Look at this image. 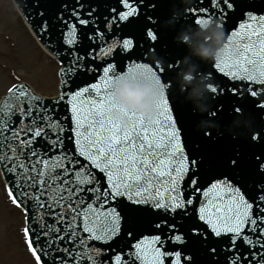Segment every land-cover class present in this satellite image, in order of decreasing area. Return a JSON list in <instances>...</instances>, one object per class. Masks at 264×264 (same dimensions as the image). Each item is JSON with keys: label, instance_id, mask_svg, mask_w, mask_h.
<instances>
[{"label": "snow or ice", "instance_id": "1", "mask_svg": "<svg viewBox=\"0 0 264 264\" xmlns=\"http://www.w3.org/2000/svg\"><path fill=\"white\" fill-rule=\"evenodd\" d=\"M139 2L117 0L123 10L109 9L106 27L117 21L126 22L125 27L134 26L139 19L136 7ZM234 3L235 0H219V4L229 10L233 9ZM208 4L211 12L209 7L197 3L189 10L190 19L186 23L194 20L199 24L202 19L215 17L217 11L223 16L218 0H208ZM80 7L77 4L68 19L58 17V23L63 25L62 32L67 30L64 42L69 46L78 43L73 17L77 25L95 23L90 12L88 19L81 18L77 11ZM193 11L197 13L195 16ZM242 15L244 21L230 33L225 32L227 38L221 52L204 71L210 81L213 70L241 81L250 89L246 95L255 98L258 92L264 96L259 87L251 88L252 85L264 86V10L242 11ZM43 27L47 29V22ZM140 32L146 42L171 44L167 28L145 24L140 27ZM69 36L72 39H68ZM100 36V31L94 29L88 39L99 40ZM100 44H106V41L100 40ZM116 47H122L125 52L132 49L133 34H125L118 44L109 46V51ZM83 58L77 56L76 61ZM118 66L106 63L101 78L59 98L60 101L67 99L71 105L72 133L77 145L72 152L62 148L63 121L52 114V109L41 102V97L30 90L25 91L26 86L13 85L7 89L8 96L0 105V168L16 184L13 191L20 190L18 197L9 192L12 203L26 208L31 203L34 211L46 210L45 215L62 225L53 230L41 217L37 221L41 225L38 230L22 229L28 250L37 264H41L46 256V248L54 249L57 243L63 244L65 240L70 241L71 247L60 249L54 258L57 264H63L62 257H66L69 264H106L101 259V250L88 246L89 240H112L119 236L122 221L134 222L137 214L153 209L157 210L152 215L158 221L153 225L154 232L141 235L126 245L129 251L125 252L124 248L113 251L108 255L107 264H165L166 260L169 264H192V259L184 255L187 249L183 247V232L176 228L174 219L168 222L165 215L176 210H179L178 214H184L190 209H194L193 214L210 235L228 236L226 264H241L244 260V252L237 254L238 239L248 249H257L248 252V261L264 264V253L258 250L264 248V209L261 208L264 205V155L256 158L253 154L252 166L244 172L237 171L238 156L236 159L227 157L206 167L204 160L193 158L198 153H185L179 129L169 114L172 111L168 83L171 75L165 74L156 61L136 64L125 73L132 79L152 80L155 77V83L162 89L155 102L156 116L146 120L111 101L109 86L118 74ZM74 70L78 68L61 69L62 72ZM208 89L210 100L223 92L214 81L208 84ZM230 91L238 93V88L233 87ZM114 108L127 117L126 125L122 126L111 118L109 113ZM259 108L264 109V99L260 100ZM231 111H242L245 115L243 104L232 107ZM245 116L249 119L235 124H248L251 128L259 120L255 101L247 108ZM261 127L264 124L257 125V131L249 134L250 141L264 144ZM204 138L211 139L210 136ZM80 157L84 158L87 168L80 162ZM89 168L98 169L103 174V183L89 172ZM252 175L259 176L260 182L253 181L249 187L248 180ZM186 176V182L181 184ZM198 178L203 181L200 186H197ZM184 188L188 189L186 195ZM194 198L199 202L198 207ZM189 231L203 235L199 226H192ZM29 233L34 239H29ZM126 234L132 236V232ZM166 245L173 250L169 251ZM44 264H47L46 260Z\"/></svg>", "mask_w": 264, "mask_h": 264}, {"label": "clouds", "instance_id": "2", "mask_svg": "<svg viewBox=\"0 0 264 264\" xmlns=\"http://www.w3.org/2000/svg\"><path fill=\"white\" fill-rule=\"evenodd\" d=\"M190 3L191 0H180V6L173 7L172 15L164 23L174 25L190 9ZM226 38L221 20L215 17L202 19L199 24L195 25H182L174 36V40L185 44L188 49L181 61L183 68L177 72L178 89L184 94L185 99L192 102L197 112L207 113L211 108L208 89L210 81L203 73L198 74L197 60H215ZM126 72L121 71L113 77L109 86L111 101L125 111H134L142 115L146 120L154 118L158 112L155 102L162 91L161 87L155 83V77L152 80L132 79L125 75ZM109 115L122 126L128 122L127 117L115 108L110 111ZM240 117H245V120L249 119L241 111L233 117L230 124H234ZM216 126V122L211 119L202 118L197 122V127L201 128ZM243 128L249 129L250 127L244 124Z\"/></svg>", "mask_w": 264, "mask_h": 264}, {"label": "rangeland", "instance_id": "3", "mask_svg": "<svg viewBox=\"0 0 264 264\" xmlns=\"http://www.w3.org/2000/svg\"><path fill=\"white\" fill-rule=\"evenodd\" d=\"M12 7L6 0H0V28L16 38L18 46L11 47L0 43V61L6 62L4 69L8 66L17 68L20 76L27 80L39 93L52 95L56 92V64L49 60L42 49L36 45L23 25L18 23L16 13L12 14ZM14 54L15 59H13ZM12 60H10V59ZM2 72V71H1ZM0 72V93L10 82ZM11 73V70H10ZM22 216L17 209L11 207L7 200L3 183L0 179V264H33L23 245L20 227Z\"/></svg>", "mask_w": 264, "mask_h": 264}, {"label": "water", "instance_id": "4", "mask_svg": "<svg viewBox=\"0 0 264 264\" xmlns=\"http://www.w3.org/2000/svg\"><path fill=\"white\" fill-rule=\"evenodd\" d=\"M69 1H71V0H69ZM69 1H65V2H63V4L64 5L69 4ZM114 1H117V0H114ZM93 2H94V5H90V4L87 5V7L90 9L89 11H92L93 7L96 4H98V3L99 4L97 6L98 7H102V3H101L102 0L101 1L100 0H93ZM93 2L89 1V3H93ZM234 4L237 5L235 7V14L234 15L238 16V18H242V16H243L242 15L243 8H244V11L247 8H249L251 10L257 9L255 6H251V4H255L258 7V9L261 8V10H264V0H235ZM71 6H72V4L68 5L69 8H71ZM170 15H171V13H170ZM231 20H233V22L235 23L236 22V17L231 19ZM180 49H181L180 44L175 42V44L170 46V53L169 54H172L174 52H179ZM116 53L117 54L114 57L116 58L115 60H116V63H117V59L119 58V56L123 55L124 53H122L120 51H118ZM95 62H96V60H92L91 61L92 66H99V67L101 66L100 64H96ZM97 62L100 63L102 61L97 60ZM199 118H200V116H197L196 120L191 122L189 124V126L184 124L182 126V128H181L182 129L181 130V136H182V138L184 140V146H185V150L187 151V153L188 152H190V154L193 153V152L198 153V155L193 157L194 159L204 160L205 161V165H207V164H215L217 161L225 159V157H231V158L235 159L238 156V154H240V151L248 148V143L243 142L240 145H236V146L230 147L229 149L225 150V152H224L225 154L222 153V154H219L218 157L216 155H214L211 158H208L209 155H207L206 153L203 152V148H202L203 146L198 145V142H199L198 139L204 137V130H200V129L197 128L196 121ZM197 135H199V136L196 137ZM221 146H222V144H221ZM221 146H219V147H221ZM237 164H238V169H237L238 172L245 171L246 162L244 160H238ZM99 176H101V174H99ZM202 183H203V181L199 180V178H198L197 186H200V184H202ZM155 211H157V210H155ZM178 213H179V210H177L174 213H168V214L172 215L170 217H168V215H167L168 222H173V219H174V222L176 220H178L181 217V214H178ZM150 214H152V213H150ZM185 217L189 220L191 215L187 214ZM153 220L154 219H152L151 221H153Z\"/></svg>", "mask_w": 264, "mask_h": 264}]
</instances>
